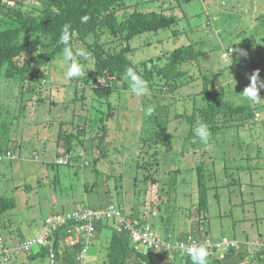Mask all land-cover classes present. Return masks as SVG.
Wrapping results in <instances>:
<instances>
[{
  "label": "rangeland",
  "instance_id": "1",
  "mask_svg": "<svg viewBox=\"0 0 264 264\" xmlns=\"http://www.w3.org/2000/svg\"><path fill=\"white\" fill-rule=\"evenodd\" d=\"M125 2L155 11L177 4L173 0ZM263 3L194 0L171 9L178 17L173 26L144 32L127 41L130 50L125 54L135 64L147 61L148 66H160L175 47L188 43L198 52L195 66L182 64L186 72L166 102L168 115L159 117L172 134L170 148L159 141L162 133L143 120L147 115L141 103L153 89L148 86L146 95H133L126 75L109 90L101 78L66 79L68 65L61 52L41 69L39 79L45 80L40 82L41 91L23 92L18 97V83L0 70V147L10 148L13 155L0 162V195L14 199L13 208L1 217L7 226H1L0 231L8 228L32 237L54 211L85 206L99 209L113 203L126 212L132 207L145 210L158 237H163L162 216L168 210L175 213L177 236L198 227L194 225L202 217L196 214V168L200 164L207 185V205L199 229L204 225L211 240L225 237L238 242L240 251V243L244 242L251 245L250 250H256L254 242L260 238L264 241V87L259 91L262 100L255 104L256 120L210 132L207 143L195 133L190 135L184 116L174 114L189 112L203 103L204 81L234 103L253 105L241 94L257 70L258 87L264 81ZM22 5L25 9L39 7L36 0H25ZM101 39L108 41L110 36L104 34ZM124 44L114 41L109 45L118 49ZM83 50L78 43L75 52ZM75 59L84 70L92 66L90 54ZM79 127L84 128L79 135L82 144L76 137ZM100 128L106 132L102 144L97 145L95 135ZM66 135L71 136L67 139L71 151L61 154L63 147L58 144ZM148 137L157 138L154 142L161 157L155 174L159 181L154 184L145 178L148 170L140 157L149 145L145 140ZM59 157L68 161L57 163ZM174 168L178 169L177 197L171 204L167 195L158 194L168 170ZM137 247L142 249L140 244ZM254 253L249 254V264H264V258L258 259ZM40 261L24 259L23 264ZM42 261L47 264L48 259L42 257ZM238 264H244L243 260Z\"/></svg>",
  "mask_w": 264,
  "mask_h": 264
},
{
  "label": "trees",
  "instance_id": "2",
  "mask_svg": "<svg viewBox=\"0 0 264 264\" xmlns=\"http://www.w3.org/2000/svg\"><path fill=\"white\" fill-rule=\"evenodd\" d=\"M24 1L0 0V70L3 71L2 75L7 79L13 78L18 83V97L23 92L32 93L35 89H37L36 93L41 91L40 82L45 80L39 79V73L58 53L63 52L64 46L58 41L63 26L70 24L72 30L70 46L73 52L75 53L76 45L79 43L85 49L81 52L90 54L92 58V66L84 70L86 73L84 78L91 76L101 78L106 83V89L109 90L115 83L121 82L127 69L131 67L147 81L153 92H150V97L145 98L141 105L145 109L151 106L154 111L151 116L143 117L144 123L149 122L151 126L156 127L162 133L159 141L166 143V147L170 148L172 134L166 130V121L159 117L168 115L166 102L170 99V93H173L177 87V81L186 72L182 68V64L189 62L194 65L198 58V52L192 43L180 45L167 55V60L160 66H155L154 64L148 66L147 61L135 64L125 53L130 50L127 43L130 38L144 32L157 31L173 26L177 22L178 17L172 13L171 9L194 0H173L177 3L175 6L171 5L160 11L141 10L134 7L137 3H126L125 0H36L39 7H30L28 9L23 8L22 4ZM129 9L130 11H128ZM123 11L126 13L120 15ZM85 16L88 17L87 21H82ZM262 17L264 20V11ZM104 34L110 36L108 41H102L101 36ZM114 41H124L126 45L124 44L117 49L115 45H109ZM78 57L76 56L75 58ZM201 93L204 99L203 103L193 106L189 112L174 114L176 117L184 116L186 122L190 125V135L195 133V128L199 123L206 124L210 132H217L229 127L242 125L250 119H255L258 108L255 104L234 103L220 90L207 86V81H204ZM165 97H167L166 101ZM105 132L103 128L98 129L95 135L98 141L97 145L102 144ZM83 133V127H79L76 131L77 142L81 144L82 139L79 138V135ZM70 137V135H66V139L58 144L59 148L63 147L61 154L70 153L71 145L69 140H67ZM145 140L149 142V145L145 147V154L140 155V157H143L141 164L148 170L145 178L151 180L154 184L159 181L155 174L158 171L161 159L160 151L157 149V142H154L157 138L148 137ZM5 150L10 151V148L3 149L0 147V152ZM99 152L102 155L103 148ZM196 169L198 195L196 214H202V217L194 225L198 227H193L175 236L176 215L168 210V213L162 216V234L163 238H169L173 242L187 235L198 237L200 240L205 237L209 238L204 225L199 229V224L204 223L202 219L204 218L203 211L207 205V185L205 184L202 166L198 164ZM177 173V168L168 170V177L162 183L164 186L161 185L159 187L160 193L158 196L167 195L168 202H171V204L175 202L177 197ZM13 206L14 199L12 197L0 195V221L1 216ZM115 206L120 209L125 218H129L132 221L134 226L141 227L144 225L143 216L145 215V210L132 207L131 210L126 212L120 205ZM137 212H139V216ZM145 217L147 216L145 215ZM100 223H97L96 227ZM145 223L153 230L150 219L145 221ZM71 226L73 227L71 228L72 232H68L65 227L53 230L47 236L49 244L40 245L42 249L34 254L29 251L25 252V254L31 258L36 255L44 256L47 254L49 256L50 251L48 248L50 247L54 253L52 258L49 257L50 264H56L60 254H65L69 259H72V262H75L78 252L83 247L81 246V241L76 242L77 245L68 242L71 233L78 229V223L71 222L69 227ZM80 226L79 224V228ZM260 240L263 241L261 238ZM3 243L7 247L4 239ZM261 243L262 245L258 247L259 249L255 253L252 252L258 259L264 258V241ZM238 244L237 242L235 247L227 249L226 255L222 258H218L213 251L209 250V264H238L242 257L250 254H245V251L242 250L245 244H249L248 242L240 243L241 251L236 254L235 250L239 249ZM18 253L20 252H13L11 257ZM168 253L165 250L155 253L144 247L139 249L136 243L132 241L129 230L124 229V227L115 228L112 226L101 264H169L162 259ZM174 253L180 256L177 264H192L189 255L182 256L177 252ZM229 257L234 258L235 261H232ZM8 261L4 260L0 255V263Z\"/></svg>",
  "mask_w": 264,
  "mask_h": 264
},
{
  "label": "built area",
  "instance_id": "3",
  "mask_svg": "<svg viewBox=\"0 0 264 264\" xmlns=\"http://www.w3.org/2000/svg\"><path fill=\"white\" fill-rule=\"evenodd\" d=\"M257 117L258 114L256 113L255 118ZM11 157H13V155L9 150L0 152V162L4 158ZM56 162L66 163L67 160L59 157ZM103 221H114L117 228L124 227V229L129 230L131 232V239L134 243H136V245L140 244L142 247L155 253L165 250L169 253L177 252L179 255L185 256L188 255V248L194 243L203 244L211 252H215L218 249H229L237 245V242L229 240L225 237L217 240H211L210 238L205 237L200 240L198 237H193L191 235H187L184 238H180L179 240L173 242V240L169 238L158 237L147 224H144L141 227L134 226L129 218H125L122 215L119 208H117L114 204H108L102 209L82 207L70 211L49 214L45 217L42 229L37 235L33 238L22 241L15 247H6L3 243V237L0 235V255L4 260L8 261L10 260L9 258L13 252H28L34 246L43 245L47 240L48 234L60 227H65L68 232H72L73 230L71 228L73 227H69V223L71 222L78 223L77 230H83L88 236H92L96 232L97 223ZM79 224L81 225L80 228ZM255 245H257L255 247H259L262 243L256 242ZM85 254L86 249L82 248L76 256L77 260L83 261ZM53 256L54 253L50 251L49 257L52 258Z\"/></svg>",
  "mask_w": 264,
  "mask_h": 264
},
{
  "label": "crops",
  "instance_id": "4",
  "mask_svg": "<svg viewBox=\"0 0 264 264\" xmlns=\"http://www.w3.org/2000/svg\"><path fill=\"white\" fill-rule=\"evenodd\" d=\"M107 204L108 203H106L105 206ZM55 212H58V211H54L52 213H55ZM52 213H50V214H52ZM137 214H138V216L140 215L139 212H137ZM143 217H144V219L142 218L144 221L143 223L146 224L145 221H148L150 218L145 217V215ZM1 226L6 228L7 225H6L5 220L0 221V227ZM42 226H43V224H42ZM42 226L39 229L38 233L42 229ZM112 226L117 228L116 223H114L113 221L101 222L98 225V227H96V232L92 236H88L83 230H74V232L71 233L70 237L68 238V242L69 243L71 242L73 244L75 243V245H77L76 242L81 241V243H82L81 246L86 249V254L84 256L83 261L82 260H80V261L76 260L75 262H72V259H69L65 254H62V255L60 254L58 259H57L56 264H101L102 259H104L105 247L108 243L110 228ZM155 233L158 234L156 231H155ZM0 235L3 237L4 242L7 245V247H15L16 245H18L22 241H25L27 239L34 237V235L32 237L21 236L19 232L16 233L15 231H12L8 228H7L6 232L0 231ZM48 240H46V242L43 245H46L47 243L49 244ZM260 241L261 240H259V242ZM261 242H263V241H261ZM81 246H79V248H81ZM244 246L245 247L242 250L245 251V254H247L248 252L249 253L255 252V251H257V249H259L258 247H256V250L253 251V250L249 249V248H251V245L249 246V245L245 244ZM32 249L29 252L34 254L35 252L42 249V246H34V249L33 250ZM48 250L51 251L52 249L49 247ZM61 250H62V248H61ZM235 251H236V254L238 252H240L239 249H237ZM101 252H102V255L100 256ZM75 253H76V251H75ZM226 253H227L226 250H221L220 252L216 251L214 254L218 258H222L226 255ZM64 255H65V257H64ZM42 257H46L48 259L47 264H50L49 263V256L47 254H45L44 256L36 255L35 257L31 258V257H28V255L23 253V252H20L17 255H13L8 262L0 263V264H19V263L23 264L24 259L27 261H34L38 258L41 259V261L39 263L42 264L43 263ZM179 258H180V256H178L177 254L172 253V252H170V253H168L162 257L163 261L168 262L169 264H177L179 261ZM242 258H244V259H242ZM242 258H241V261L243 260L244 264H249V255L248 256L245 255V257H242ZM229 259H231L232 261H235L234 258L232 259L229 257Z\"/></svg>",
  "mask_w": 264,
  "mask_h": 264
},
{
  "label": "clouds",
  "instance_id": "5",
  "mask_svg": "<svg viewBox=\"0 0 264 264\" xmlns=\"http://www.w3.org/2000/svg\"><path fill=\"white\" fill-rule=\"evenodd\" d=\"M88 17L85 16L82 18V21H87ZM72 37V30L70 24H65L61 30V35L58 43L62 44L63 47V60L68 65L67 72L65 73L66 79L80 78L86 75L83 65L75 59L76 56H83L84 53L77 51L73 52L70 41ZM126 77L129 79L130 84L129 88L133 95L143 96L146 95L149 91L148 83L143 79V77L138 74L133 68L129 67L125 73ZM258 78L259 70L254 72L250 77V83L242 92V97L245 98L248 102L256 104L259 103L262 99L259 96V91L261 87H264V81L260 82V87H258ZM154 109L149 106L146 109V115L151 116ZM257 119V118H255ZM195 135L199 139L207 143L211 133L209 128L204 123H199L195 128ZM227 250V249H223ZM216 252V251H215ZM214 252V253H215ZM188 255L191 259L192 264H209V249L203 244H192L188 248Z\"/></svg>",
  "mask_w": 264,
  "mask_h": 264
}]
</instances>
